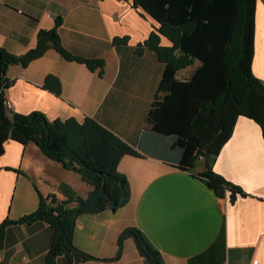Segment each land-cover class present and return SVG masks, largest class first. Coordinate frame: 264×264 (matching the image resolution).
I'll list each match as a JSON object with an SVG mask.
<instances>
[{"label":"crops","instance_id":"0c3cea01","mask_svg":"<svg viewBox=\"0 0 264 264\" xmlns=\"http://www.w3.org/2000/svg\"><path fill=\"white\" fill-rule=\"evenodd\" d=\"M72 57L101 60L99 67L64 60L53 49L27 66L8 67L4 100L12 112H39L48 121L88 118L126 143L139 157L126 155L117 165L129 187L127 204L115 213L80 215L72 244L93 259L77 256L57 264H145L131 239L122 254L116 241L125 228L141 231L159 251L163 264H264V141L260 128L238 117L219 150L213 173L243 195L224 190L217 197L194 175L177 168L170 137L145 131V118L164 64L138 46L158 25L131 0H0V47L22 56L36 47L39 31H51ZM115 40L123 42L115 43ZM159 46L171 44L160 37ZM252 74L264 83V6L256 0ZM198 63L177 71L185 81ZM50 78L48 86L46 80ZM59 90L57 96L54 91ZM80 176L44 157L33 144L4 143L0 156V223L32 213L40 201L86 197L91 187ZM73 207V206H71ZM53 232L42 222L8 227L1 240L0 264H45Z\"/></svg>","mask_w":264,"mask_h":264},{"label":"trees","instance_id":"16d2710c","mask_svg":"<svg viewBox=\"0 0 264 264\" xmlns=\"http://www.w3.org/2000/svg\"><path fill=\"white\" fill-rule=\"evenodd\" d=\"M131 2L158 25L155 33L138 46L137 54H141V47H147L165 67L145 118V131L170 137L178 155L179 170L193 171L202 160L204 170L194 177L217 197L223 196L225 189L233 192L232 199L236 193L243 195L237 187L213 173L212 166L239 116L253 121L264 141V83L252 74L256 0ZM59 21H55L51 31H39L36 47L22 56H12L0 47V156L8 141L22 146L33 144L44 157L79 175L91 187L84 198L73 195L68 197V202L59 203L41 200L32 213L0 223V247L8 227L33 222L47 224L53 238L45 264H57L60 257L71 261L73 255L81 262L93 259L72 244L76 219L104 211L115 213L123 208L129 200L130 187L126 177L117 172V165L126 155L139 157L129 145L91 119L50 122L39 112L23 116L5 108L8 67H25L49 49L64 60L86 65L90 71L99 67V75L102 74L101 60L76 58L66 53L57 37ZM160 37L171 46H159ZM194 62L198 63L197 68L179 82L177 71ZM50 80H46V86ZM54 92L59 95V90ZM127 239L133 241L145 264H163L159 251L144 234L129 227L116 241L114 260L122 254Z\"/></svg>","mask_w":264,"mask_h":264},{"label":"built area","instance_id":"2783aa9c","mask_svg":"<svg viewBox=\"0 0 264 264\" xmlns=\"http://www.w3.org/2000/svg\"><path fill=\"white\" fill-rule=\"evenodd\" d=\"M4 106L8 111H12L13 106L11 103H9L7 100H4Z\"/></svg>","mask_w":264,"mask_h":264}]
</instances>
